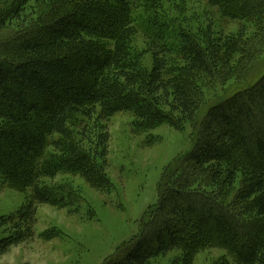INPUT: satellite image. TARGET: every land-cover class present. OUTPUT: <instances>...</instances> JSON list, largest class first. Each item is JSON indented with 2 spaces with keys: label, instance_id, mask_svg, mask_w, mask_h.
<instances>
[{
  "label": "trees",
  "instance_id": "trees-1",
  "mask_svg": "<svg viewBox=\"0 0 264 264\" xmlns=\"http://www.w3.org/2000/svg\"><path fill=\"white\" fill-rule=\"evenodd\" d=\"M8 1L0 0V32L20 21L32 1L36 18L0 42V179L28 188L33 204H56L45 179L63 171L89 178L94 164L104 171L107 118L131 112L143 128L165 122L178 130L190 122L195 140L184 172L163 186L139 236L102 264H150L174 250L189 264L206 247L227 251L239 264H264V73L198 116L199 80L237 73L245 83L255 47L246 49L241 35L213 39L207 50L179 29L173 32L181 42L166 45L173 34L158 17L163 0ZM209 2L231 18L257 23L253 43L264 40V0ZM141 10L146 18L139 27L134 15ZM139 30L148 39L149 71L132 55ZM47 152L52 159L41 161ZM33 204L0 215V257L33 237Z\"/></svg>",
  "mask_w": 264,
  "mask_h": 264
},
{
  "label": "rangeland",
  "instance_id": "rangeland-1",
  "mask_svg": "<svg viewBox=\"0 0 264 264\" xmlns=\"http://www.w3.org/2000/svg\"><path fill=\"white\" fill-rule=\"evenodd\" d=\"M1 1L3 6L11 3ZM26 9L20 21H12L0 32V42L13 38L35 20V3L30 2ZM157 13L172 29L173 35L169 34L166 45L181 42L173 32L179 29L198 37L207 50L213 39L242 36L240 41L247 44L246 49L255 47L254 70L245 83L237 73L219 82L210 81L208 77L199 80L202 90L199 117L210 104L250 86L264 73V40L256 37L253 43L258 25L252 20L231 18L209 0H163ZM134 16L141 27V21L146 18L143 11ZM147 40L144 30H139L132 44V55H137L141 67L149 71L151 55L146 54ZM171 61L175 67L179 56L173 54ZM105 122L109 143L104 171L99 174V164H94L89 178L80 172L63 171L52 179H45V186L58 203L33 204L28 188L19 190L0 179L1 216L15 215L28 204L34 207L33 237L10 248L0 257V264H102L118 246L139 236L143 222L145 227L158 207L163 186L174 180L176 173L185 170L180 167H186L183 160L195 140L193 123L184 122L180 130L165 122L143 128L131 112H118ZM49 154H44L41 161L51 160ZM204 176L203 171L200 177ZM100 178H104L105 183L95 185ZM183 254L174 250L151 260L150 264H182ZM189 264L239 263L223 249L206 247L199 248Z\"/></svg>",
  "mask_w": 264,
  "mask_h": 264
}]
</instances>
